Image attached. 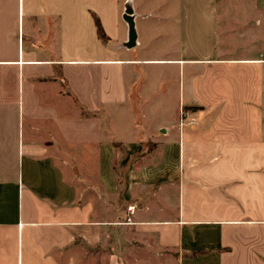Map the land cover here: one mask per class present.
<instances>
[{
  "label": "crops",
  "instance_id": "obj_1",
  "mask_svg": "<svg viewBox=\"0 0 264 264\" xmlns=\"http://www.w3.org/2000/svg\"><path fill=\"white\" fill-rule=\"evenodd\" d=\"M126 1L0 0V264H264L256 9Z\"/></svg>",
  "mask_w": 264,
  "mask_h": 264
},
{
  "label": "rangeland",
  "instance_id": "obj_2",
  "mask_svg": "<svg viewBox=\"0 0 264 264\" xmlns=\"http://www.w3.org/2000/svg\"><path fill=\"white\" fill-rule=\"evenodd\" d=\"M227 2L228 5L232 6H240L243 7L245 5H252L254 9H256V16L249 20L247 23L242 24V23H237L236 27L240 29L241 31L243 30V26H252L254 25V22L258 19L261 20L262 22V30L264 31V0H219V9H220V46L222 49L228 50L230 53L233 54H239L241 45L240 41L235 35L234 37L229 35V39H227V34L228 33V28L230 25V21L226 18L225 19V10L227 7ZM243 16V13L238 14ZM239 32V30H237ZM235 33V31H234ZM263 33V32H262Z\"/></svg>",
  "mask_w": 264,
  "mask_h": 264
},
{
  "label": "water",
  "instance_id": "obj_3",
  "mask_svg": "<svg viewBox=\"0 0 264 264\" xmlns=\"http://www.w3.org/2000/svg\"><path fill=\"white\" fill-rule=\"evenodd\" d=\"M123 19L127 23L128 33L127 40L122 45L126 48H131L136 44L137 33L134 24V14L131 2L128 0L124 4Z\"/></svg>",
  "mask_w": 264,
  "mask_h": 264
},
{
  "label": "trees",
  "instance_id": "obj_4",
  "mask_svg": "<svg viewBox=\"0 0 264 264\" xmlns=\"http://www.w3.org/2000/svg\"><path fill=\"white\" fill-rule=\"evenodd\" d=\"M95 24H96V28H97V35L101 38V39H104L105 38V35L103 33V30L101 28V25L98 21V19H95Z\"/></svg>",
  "mask_w": 264,
  "mask_h": 264
},
{
  "label": "built area",
  "instance_id": "obj_5",
  "mask_svg": "<svg viewBox=\"0 0 264 264\" xmlns=\"http://www.w3.org/2000/svg\"><path fill=\"white\" fill-rule=\"evenodd\" d=\"M129 209H130V211H131V207H130Z\"/></svg>",
  "mask_w": 264,
  "mask_h": 264
}]
</instances>
